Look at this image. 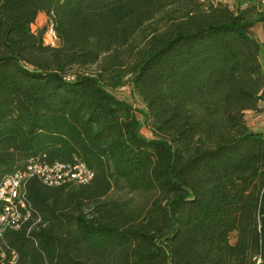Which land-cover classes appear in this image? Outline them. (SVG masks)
<instances>
[{
  "label": "trees",
  "instance_id": "obj_1",
  "mask_svg": "<svg viewBox=\"0 0 264 264\" xmlns=\"http://www.w3.org/2000/svg\"><path fill=\"white\" fill-rule=\"evenodd\" d=\"M250 1L0 0V184L30 159L94 172L29 178L0 264H264V133L246 116L264 102V12ZM128 85L145 111L113 93Z\"/></svg>",
  "mask_w": 264,
  "mask_h": 264
},
{
  "label": "built area",
  "instance_id": "obj_2",
  "mask_svg": "<svg viewBox=\"0 0 264 264\" xmlns=\"http://www.w3.org/2000/svg\"><path fill=\"white\" fill-rule=\"evenodd\" d=\"M259 2V8L264 12V0ZM48 34L52 41L56 42L57 37L53 28H49ZM31 177L38 178L47 186L86 184L94 177V172L81 161L47 164L30 159L23 168L5 176L0 184V200L4 202V211L0 215V233L5 228L19 229L26 220L28 214L23 215L20 208H28L25 192L26 182Z\"/></svg>",
  "mask_w": 264,
  "mask_h": 264
},
{
  "label": "rangeland",
  "instance_id": "obj_3",
  "mask_svg": "<svg viewBox=\"0 0 264 264\" xmlns=\"http://www.w3.org/2000/svg\"><path fill=\"white\" fill-rule=\"evenodd\" d=\"M219 1H223L226 2L228 4H230L231 6H235V7H243L247 4H249L251 1L250 0H219ZM49 25V21L48 18L45 14H40L36 20V22L32 25V29L37 31L39 28H46V26ZM49 30V29H48ZM254 34L255 37L258 38L261 43H263V49H262V53H261V58H262V64H263V72H264V30L263 27L261 28L260 24H257L254 28ZM52 37L48 34V31L45 35V41L49 44H55L54 41H52ZM119 99L124 100L125 102H127L129 105H131L133 108H135L137 111H145L146 107H145V103L144 101L137 95V93L135 92V90L133 89V87L131 85H128L126 87L117 89L113 92ZM139 111V112H140ZM139 118L142 119L143 116L139 113ZM258 127V126H256ZM141 134L144 137H151V133L149 128L143 123V127L141 129Z\"/></svg>",
  "mask_w": 264,
  "mask_h": 264
},
{
  "label": "crops",
  "instance_id": "obj_4",
  "mask_svg": "<svg viewBox=\"0 0 264 264\" xmlns=\"http://www.w3.org/2000/svg\"><path fill=\"white\" fill-rule=\"evenodd\" d=\"M262 27L263 25H261V28ZM263 30H264V27H263ZM260 107L262 108L261 113H254L252 111H248L246 115L248 119V124L251 130L255 133H264V102L260 104Z\"/></svg>",
  "mask_w": 264,
  "mask_h": 264
}]
</instances>
